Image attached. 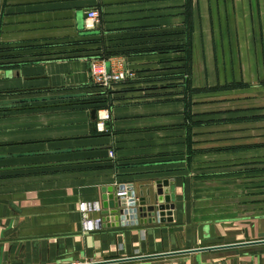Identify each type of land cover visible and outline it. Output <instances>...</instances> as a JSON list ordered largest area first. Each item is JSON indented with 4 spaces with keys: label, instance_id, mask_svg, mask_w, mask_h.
Wrapping results in <instances>:
<instances>
[{
    "label": "crops",
    "instance_id": "obj_1",
    "mask_svg": "<svg viewBox=\"0 0 264 264\" xmlns=\"http://www.w3.org/2000/svg\"><path fill=\"white\" fill-rule=\"evenodd\" d=\"M89 10L99 23L85 30ZM186 20L188 106L164 80L171 53L152 51L170 46ZM243 22L252 54L263 37L254 79L229 55ZM104 49L117 54L109 68L133 70L135 82L107 93L91 85L89 60ZM0 64V264H88L264 234V0H0ZM93 109L108 113L101 132ZM156 179L169 181V215L140 224L126 214L84 230L80 203L101 204L103 187L124 183L138 198ZM239 250L120 264H196L192 257ZM257 258L264 264V250L205 264Z\"/></svg>",
    "mask_w": 264,
    "mask_h": 264
},
{
    "label": "water",
    "instance_id": "obj_2",
    "mask_svg": "<svg viewBox=\"0 0 264 264\" xmlns=\"http://www.w3.org/2000/svg\"><path fill=\"white\" fill-rule=\"evenodd\" d=\"M80 29L83 28V25L79 26ZM99 32H87L84 35H93L98 34ZM89 67V66H88ZM107 71L109 72V64L106 65ZM89 74H90V69ZM91 79V77H90ZM91 84L92 81L90 80ZM90 116L92 121L94 122L97 119V111L95 109L91 110ZM172 186V184H171ZM170 185L167 179H156L142 187L139 190L138 195V207L136 212L138 213L139 223L146 224V223H155L157 221V217H164L165 213H170L169 211L173 209L172 204V197L170 195ZM118 187L116 186H107L101 189V207L102 212L101 214L104 216L102 218V223L105 221H112L118 224L120 219V215H122V210L120 208L121 202L115 196ZM172 190V189H171ZM152 194V197H151ZM153 201V203H151ZM112 216V218L110 216ZM163 219V218H162ZM207 240V239H206ZM230 249H240L239 251H231L226 253H218L212 255H199L192 257L191 261L195 262L196 264H205L206 261L219 259V258H227L231 256H238L240 254L246 255L250 252H260L264 250V234H260L258 236V240L249 241V242H241L235 244H222V245H214V246H205L200 248H195L186 251H179V252H171L166 254H159L154 256H142L137 258H122L117 260H109L104 262H93L88 264H120L126 262H133V261H145L151 259H159V258H167V257H174L180 255H193V254H202L207 252L213 251H222V250H230ZM188 259L185 260H171L167 262H162L166 264H173V263H185ZM176 261V262H174ZM259 259L257 258V264ZM162 263H153V264H162ZM207 264H227L226 261L220 263H207ZM228 264H233V261H230ZM242 264H246L243 262ZM249 264H253V262H249Z\"/></svg>",
    "mask_w": 264,
    "mask_h": 264
},
{
    "label": "built area",
    "instance_id": "obj_3",
    "mask_svg": "<svg viewBox=\"0 0 264 264\" xmlns=\"http://www.w3.org/2000/svg\"><path fill=\"white\" fill-rule=\"evenodd\" d=\"M99 23V13L97 10H89L85 16V30H91ZM109 60L100 58H94L89 60L90 77L92 86L100 92L107 93L112 90L114 86L123 83L124 81H132L136 78V74L133 70L121 67L120 64H111L109 72L107 71V63ZM100 114H104L101 117ZM108 113L106 110H99L97 112V119L99 121L96 125L97 131H103V122L107 120ZM109 157H113V153L109 152ZM118 187V186H117ZM115 196L121 202L122 215H120V221L126 217V214H130V217H136V207L138 204V198L135 197L133 183H124L119 186ZM137 203V204H136ZM79 212L83 214V227L87 232H92L98 229L102 224V218L90 219L89 213H99L102 209L100 202H83L78 206Z\"/></svg>",
    "mask_w": 264,
    "mask_h": 264
},
{
    "label": "trees",
    "instance_id": "obj_4",
    "mask_svg": "<svg viewBox=\"0 0 264 264\" xmlns=\"http://www.w3.org/2000/svg\"><path fill=\"white\" fill-rule=\"evenodd\" d=\"M183 28L184 30L181 33H174L171 34L172 36L177 35L174 40H171V45L170 46H165L162 48H157L155 50V52H158L160 54H168V53H179V54H183L184 57L179 59L178 61H182L183 65L180 67H177V69H180V72L175 73V74H171V75H165L164 76V80H171V81H175V83H171V85H167L168 87L171 88H176V87H181L183 90V94L185 96V101L187 102V106H188V95L191 94V92L194 93L195 90H193L191 88V80H190V74H191V31H192V22L189 20H186L183 23ZM99 32V31H97ZM87 33V32H84ZM182 35V38H180L179 36ZM117 54L115 53H108L106 52V50H103V53H101L99 56H95V58H100V59H104V60H108L109 58L115 56ZM0 67L1 64H0ZM136 79L132 80V81H124L121 84H131L133 82H135ZM178 83V84H177Z\"/></svg>",
    "mask_w": 264,
    "mask_h": 264
},
{
    "label": "rangeland",
    "instance_id": "obj_5",
    "mask_svg": "<svg viewBox=\"0 0 264 264\" xmlns=\"http://www.w3.org/2000/svg\"><path fill=\"white\" fill-rule=\"evenodd\" d=\"M258 24L262 25L263 23L262 22H256V28H257ZM241 27L243 28V31H242L243 36H237V35L231 36L232 46H234L235 51L233 53L230 52L229 55L234 56L235 58H237V60H239V64L241 63L240 68H239L240 75L243 74V75H245V77L250 76L252 79H254V77H255L254 73L262 71V66H261L262 64L259 65L261 67V69H260V68H257L256 63L253 61H255V59H254L255 57L257 59H259L258 61H262V51L260 52V50H262V47H263V40H262L263 37L261 39L260 36H257V34H256V37H255L256 45H257L256 46V52L252 54L250 52V50L248 49L249 47H251V37L248 36V30H247L248 22H243ZM259 40H260V43H259ZM207 54H208V56H210L209 52ZM183 57H184L183 54L171 53V74H175V73L180 72V69H177V67L182 66L183 62L182 61L180 62L178 60L183 58ZM249 61L252 63H250ZM251 64L253 67L252 69H251ZM201 65H202V60L200 58L198 63H197V68L199 69V71L201 69V74L203 77L204 73H203V69L201 68L203 66H201ZM206 71L207 70L205 69V75H206ZM190 77H191V74H190ZM192 93L193 92H191V94ZM190 95H188L189 98H190ZM206 106H207V108H214L215 107L213 104H209Z\"/></svg>",
    "mask_w": 264,
    "mask_h": 264
},
{
    "label": "bare ground",
    "instance_id": "obj_6",
    "mask_svg": "<svg viewBox=\"0 0 264 264\" xmlns=\"http://www.w3.org/2000/svg\"><path fill=\"white\" fill-rule=\"evenodd\" d=\"M104 117V116H103Z\"/></svg>",
    "mask_w": 264,
    "mask_h": 264
}]
</instances>
